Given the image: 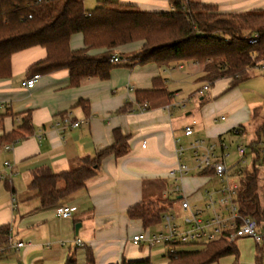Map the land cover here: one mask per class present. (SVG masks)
Listing matches in <instances>:
<instances>
[{
  "label": "crops",
  "instance_id": "0c3cea01",
  "mask_svg": "<svg viewBox=\"0 0 264 264\" xmlns=\"http://www.w3.org/2000/svg\"><path fill=\"white\" fill-rule=\"evenodd\" d=\"M102 1L105 0H95V7ZM110 1L145 12L172 9V0ZM194 1L217 6L223 13H247L248 9L264 3V0L259 3L257 0ZM83 47V37L73 36L71 48ZM138 48L136 45L125 47L118 54ZM45 58L46 51L40 47L19 52L11 59V77L0 80V136L19 128L26 112L32 114L34 128V134L23 142L4 144L0 149V227L11 228V247L0 255V264H65L72 254L76 255L78 264H86L88 249L93 251L96 264H119L123 260L168 264L165 248L134 244L133 237L146 230L141 222L129 219L128 210L144 200H154L159 194L167 199L169 187L177 184L170 175L177 167V140L183 145L192 139H201L207 144L222 140L236 145L253 143L259 125L254 111L264 104V99L254 94L245 96L240 89L242 84L227 91L229 81L220 80L210 86L207 97H201L199 111L185 112L182 87L192 80H201L202 66L174 63L161 67L156 63H130L122 57L107 81L87 79L75 88L70 84L69 72L61 70L40 75L31 90L23 87L22 83L31 79L27 70ZM156 79L160 82L155 83ZM155 87L166 89L172 100L158 102L149 111L139 112L137 92ZM169 105L174 107L167 110ZM123 108L127 112L119 114ZM260 118L264 121V113ZM193 122L195 133L191 139L185 137L184 128ZM73 124L79 126L75 128ZM236 129L241 130L240 135H235ZM116 130L130 137V153L106 161L86 189L63 204L41 208L40 201L29 190L34 172L49 167L61 174L80 167L83 159L93 158L114 145ZM12 145V151L5 150ZM6 162L11 163L10 169L5 168ZM237 164L230 168L233 172ZM190 175L179 183L182 192L177 199L200 205L205 191L217 189L218 181L203 174ZM260 179L264 192V166L260 167ZM61 206L75 207V217L59 219L57 209ZM178 209L174 203L172 211ZM161 228L149 231L155 233ZM78 240L84 247L77 245ZM245 240L252 239H240ZM19 243H24V247L16 248Z\"/></svg>",
  "mask_w": 264,
  "mask_h": 264
},
{
  "label": "trees",
  "instance_id": "16d2710c",
  "mask_svg": "<svg viewBox=\"0 0 264 264\" xmlns=\"http://www.w3.org/2000/svg\"><path fill=\"white\" fill-rule=\"evenodd\" d=\"M85 0H0V80L12 75V56L33 47L46 51V58L27 70L31 78L57 71L69 72L72 87L87 79H110L116 64L114 55L129 54L130 63H156L168 67L174 63H194L203 67L201 81L214 85L228 80L227 91L249 80L252 72L264 67V10L247 13H223L217 6L194 0H172L168 12H145L137 7L105 0L93 10H87ZM83 37L84 47L71 48L73 36ZM259 35L256 45L247 42ZM139 46L133 53H120L123 48ZM257 53L254 57L252 53ZM160 82L156 79L155 83ZM203 97V96H200ZM172 100L166 89L138 91L136 104L147 105L149 111L158 102ZM205 100V99H204ZM126 108L119 114L126 113ZM264 113V104L254 111V119ZM22 124L11 133L0 136L4 144L16 145L34 134L32 114L23 113ZM115 143L81 161V166L56 174L41 167L33 174L29 190L40 201L41 208L57 207L71 196L86 189L106 161L120 159L131 151L130 137L114 131ZM264 123L256 129V140L249 145L252 165L241 177L236 202L239 215L264 223V207L260 199V167L263 161ZM1 182V179H0ZM178 199H147L130 208L127 215L142 223L146 231L159 227L163 217L173 212ZM175 212V211H174ZM11 228L0 227V255L8 252ZM256 264H264L262 250L257 247ZM236 244L227 239L205 247L183 248L169 253L168 264H215L228 256L239 257ZM65 264H78L72 254ZM86 264H96L91 249L86 252ZM119 264H150L149 260Z\"/></svg>",
  "mask_w": 264,
  "mask_h": 264
},
{
  "label": "built area",
  "instance_id": "2783aa9c",
  "mask_svg": "<svg viewBox=\"0 0 264 264\" xmlns=\"http://www.w3.org/2000/svg\"><path fill=\"white\" fill-rule=\"evenodd\" d=\"M260 40L259 35H254L247 39L250 45H256ZM254 57L257 53H252ZM111 63L120 64L121 59L114 55ZM264 73V67L260 69ZM39 75L33 76L22 86L27 89H33L36 85ZM210 85L205 86L199 91L198 96H203L209 91ZM167 106L166 109L170 110ZM139 112H146L147 105L138 106ZM224 120V118L222 119ZM69 124V122H66ZM195 122L184 128V135L191 138L195 133ZM58 127L60 123L56 124ZM79 124H73L77 128ZM235 135H240L241 130H234ZM176 150L177 167L170 175L177 183L174 188L165 194L168 199H177L182 192L179 183L189 176L192 172H198L218 181V188L207 190L204 194L203 203L198 205L187 199H178V211L182 215V221H179L177 211L166 214L163 217L161 231L151 233L145 231L133 237L136 245H145L149 248L163 247L167 253H175L183 248H199L209 244L216 243L222 239H227L231 244H236L240 239L250 238L254 240L257 247L262 250L261 258L264 259V223L259 224L255 219L239 215V207L236 202L237 192L241 186V177L248 165L247 148L244 145H237V153L241 157L235 172L227 165L230 157V144L220 141L216 144H207L201 139H192L188 145H183L180 140ZM145 147V145H143ZM6 151H12V146H6ZM264 153V147H263ZM188 158L193 161V166L187 164ZM190 161V160H189ZM5 168L10 169L11 163L6 162ZM77 209L70 206H61L57 209V216L61 220H69L75 217ZM176 213V214H175ZM77 245L84 247L82 241L78 240ZM192 246V247H191ZM10 248L11 245H8ZM24 247V243H19L16 248Z\"/></svg>",
  "mask_w": 264,
  "mask_h": 264
},
{
  "label": "rangeland",
  "instance_id": "374dc122",
  "mask_svg": "<svg viewBox=\"0 0 264 264\" xmlns=\"http://www.w3.org/2000/svg\"><path fill=\"white\" fill-rule=\"evenodd\" d=\"M260 0H257V3H259ZM95 0H86V9L87 10H91L92 8H94L95 5ZM262 4V3H261ZM259 5L258 7H255V9L252 7V9H248V12H252V11H258V10H264V3L262 5ZM133 53V52H130ZM129 54H125L122 55L123 60H126V56ZM249 80L246 81L244 84H242V86H240L241 92L246 96V95H260L262 96V98L264 99V73L261 70H258L256 72H252L249 76ZM205 86H207V84H205L204 82L200 81H194L192 80L191 82H189L188 84H186L183 88V93L181 98L185 101V108L184 111H188V110H194L195 111H199V107L202 104L200 102L201 97L198 96L199 91H201ZM211 89V88H210ZM209 92V91H208ZM208 92L205 93V95L203 97H207ZM183 109V108H181ZM259 118L255 120L256 124L258 126L262 125L264 123V121H260ZM259 120V121H258ZM195 127V126H194ZM258 128V127H257ZM249 135L254 137V133L251 132V130H248ZM246 139V138H244ZM249 139V138H248ZM238 141V140H236ZM244 141V140H243ZM241 141V142H243ZM230 144V143H229ZM237 143L235 144H230V149H229V154L230 157L227 160V165L229 168L235 166L240 160L241 157L238 155L237 153ZM250 144V143H249ZM244 146L247 148V155H248V160L249 158H252V155L250 154V148L249 145L244 144ZM188 162L187 164L189 166H193V161L191 160V158H188ZM249 167H251L252 165V159L249 160L248 163ZM262 166H264V156H263V161H262ZM198 175V172H193L190 176L192 175ZM174 185V184H173ZM171 186L169 187L168 191L170 192L173 187L175 186ZM211 188H213L211 186ZM162 195L159 194L158 197H156L155 199H161ZM260 199H261V203L262 206L264 207V192L261 191L260 192ZM178 214L177 217L179 219V221H182V215L180 214L179 211H177ZM237 247L239 249L240 255L239 257H235V256H228L225 257L223 259H221L219 262L215 263V264H256L257 262V256H258V248L256 243L254 242V240H245V241H240L238 240L236 242ZM192 247V246H191ZM196 249V248H193Z\"/></svg>",
  "mask_w": 264,
  "mask_h": 264
},
{
  "label": "water",
  "instance_id": "95a60500",
  "mask_svg": "<svg viewBox=\"0 0 264 264\" xmlns=\"http://www.w3.org/2000/svg\"><path fill=\"white\" fill-rule=\"evenodd\" d=\"M79 228H80V225H78V226L76 227V232H77V234H78Z\"/></svg>",
  "mask_w": 264,
  "mask_h": 264
}]
</instances>
